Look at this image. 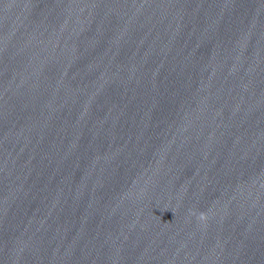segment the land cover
Here are the masks:
<instances>
[{"label": "water", "instance_id": "water-1", "mask_svg": "<svg viewBox=\"0 0 264 264\" xmlns=\"http://www.w3.org/2000/svg\"><path fill=\"white\" fill-rule=\"evenodd\" d=\"M0 264H264V0H0Z\"/></svg>", "mask_w": 264, "mask_h": 264}, {"label": "clouds", "instance_id": "clouds-1", "mask_svg": "<svg viewBox=\"0 0 264 264\" xmlns=\"http://www.w3.org/2000/svg\"><path fill=\"white\" fill-rule=\"evenodd\" d=\"M198 218H199L200 220H204V219H206V214L203 213V212H200L199 215H198Z\"/></svg>", "mask_w": 264, "mask_h": 264}]
</instances>
